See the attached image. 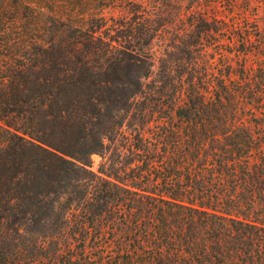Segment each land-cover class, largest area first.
<instances>
[{
  "label": "trees",
  "instance_id": "obj_1",
  "mask_svg": "<svg viewBox=\"0 0 264 264\" xmlns=\"http://www.w3.org/2000/svg\"><path fill=\"white\" fill-rule=\"evenodd\" d=\"M0 264H264L249 0H0Z\"/></svg>",
  "mask_w": 264,
  "mask_h": 264
},
{
  "label": "rangeland",
  "instance_id": "obj_2",
  "mask_svg": "<svg viewBox=\"0 0 264 264\" xmlns=\"http://www.w3.org/2000/svg\"><path fill=\"white\" fill-rule=\"evenodd\" d=\"M251 11L255 15L258 28L262 35H264V0H249ZM91 159V169L95 170L99 164H103L104 168L111 170V139L105 140V148L103 154H93ZM108 167V168H107Z\"/></svg>",
  "mask_w": 264,
  "mask_h": 264
}]
</instances>
